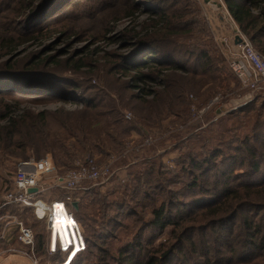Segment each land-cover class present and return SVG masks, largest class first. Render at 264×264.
Listing matches in <instances>:
<instances>
[{"label": "rangeland", "instance_id": "374dc122", "mask_svg": "<svg viewBox=\"0 0 264 264\" xmlns=\"http://www.w3.org/2000/svg\"><path fill=\"white\" fill-rule=\"evenodd\" d=\"M214 1L221 2L223 7H216ZM42 3H46L44 10L36 12ZM130 4L135 6L134 10ZM153 5L149 0H0V64L6 62L18 69L14 73L16 75L8 77L21 80L27 79L24 74L28 72L41 73L39 75L52 73L44 71L59 65L61 60H67L72 68L64 70L62 79L80 84L76 91L67 92L61 100L22 96L18 104L7 97L3 103L11 107L16 105L18 112L48 108L67 116L68 112L84 107L82 100L68 101L84 95L89 99V105L101 111L107 121L95 125L86 153L76 156L66 167L53 171L42 181L44 190L39 194L40 198L58 206L54 225L71 212L78 228L69 229L71 235L75 237L78 233L80 237L84 233L88 241V247L83 246L73 264H134L139 258L155 254L156 248H160L162 259H168L165 264H183V252L188 245L182 242L188 243L191 236L204 240L211 235L210 252L219 250L227 253L226 246H217L215 239L221 243L230 233H235L238 221H224L202 233L194 230H205V227L216 223V218L209 220V216L199 212L221 198L222 193L217 197L212 193L219 192L223 182L246 173V163L232 166L229 162L228 172L221 174L220 169L224 170L226 165L214 159L212 163L220 166L218 172L221 175L206 168L202 172L204 179L199 181L201 187L189 188L190 181L198 182L202 174L193 170L195 178L191 176L186 158L188 154L202 158L209 148L211 151L219 147L229 159L238 160L246 156L245 145L242 144L239 152L235 150L244 139L251 145L247 146L248 149L257 153L256 157L250 158L251 161H259L264 172V98L242 87L229 71L227 51L229 47L234 48V26L222 0H167L164 5H159L164 10H170L169 7L186 10L183 15L193 29L205 26L207 30L206 36L197 31L195 34L198 47H206L213 58L215 77L199 90L187 89L184 106H169L171 98L166 94L157 95L155 100L152 94L130 87L133 70L126 73L112 70L114 62H121L118 58L121 54L132 51V48L125 47L126 39L122 35L139 32L158 20L157 15L152 14ZM52 56L54 61L48 62ZM187 58L186 68L200 65L197 60ZM78 63L82 66L75 70L73 67ZM26 64L34 70L25 69ZM170 71L184 73L176 69L166 72ZM61 83L66 85L68 81ZM163 86L156 84L152 88L163 90ZM233 147L236 148L231 150ZM45 157L53 161L51 154ZM88 159L96 167L97 175L71 191L75 201L72 204L65 197L69 191L55 189L53 180L74 168L77 160L86 162ZM13 161L0 166L8 188L12 187L11 177L22 160ZM229 171L233 172L232 176ZM140 177L146 178V182H139ZM213 179L217 183L212 186L209 183L213 184ZM136 182L144 193L133 194ZM161 188L177 197L178 201L189 204L181 215L180 208L173 210V218L183 217L184 221L174 233L173 225L162 229L146 225L150 204L155 205L165 194ZM177 191H183L184 195L176 196ZM36 212V209L27 208L22 218L34 231L33 234L42 232L48 244V250L35 253L39 264H61L66 250L56 243L45 219L38 217ZM38 213L40 215L41 211ZM16 218L22 219L18 215ZM220 225L223 226L220 228ZM57 229L55 226L52 233L56 237ZM59 232L67 235L63 228ZM217 232L223 235L222 238ZM132 237H135L133 241L137 248L131 252L127 243ZM12 245L7 251H0V264H29L20 253L23 247L18 242ZM243 257L240 259L247 261ZM202 259L196 255L193 261ZM242 260L238 261L245 263Z\"/></svg>", "mask_w": 264, "mask_h": 264}, {"label": "trees", "instance_id": "16d2710c", "mask_svg": "<svg viewBox=\"0 0 264 264\" xmlns=\"http://www.w3.org/2000/svg\"><path fill=\"white\" fill-rule=\"evenodd\" d=\"M166 1L149 0V4H154L153 6L156 7L152 6L151 9L154 8L152 14L157 15L158 20L139 32H134V34L126 32L122 35V38L126 39L124 42L125 47L132 48V51L128 54H121L118 57L121 58V62H114L112 70H120L123 73L133 70L134 73L130 77V81H132L130 87L133 86L140 92L152 94L155 96V100L157 95L166 94L171 98L169 106H184L187 103L185 99L187 89L192 87L199 90L214 79L215 73L212 72L214 69L213 58L208 54L206 47H198V37L195 34L197 31L202 36H206V27L200 26L193 29L192 24L183 15L187 11L182 10V8L172 9L169 7L170 10L159 8V5H164ZM222 1L239 30L264 55V0ZM45 6L46 3H42L35 11L44 10ZM129 7L132 10L135 9L133 4H130ZM186 58L195 59L200 62V65L190 69L186 68ZM53 61V56L48 59V62L52 63ZM68 63L67 60H61L58 63L59 65L56 64L52 66L53 68L46 69L47 71L44 72H52L46 73L49 75L48 77H45L47 75L44 72H42L43 75L28 72L24 74L27 79L21 80L8 77L16 75L14 73L18 71L17 68L8 66L6 62L0 64V166L13 160L26 161L31 156L36 157L35 160H40L49 153L53 158L55 170L57 171L61 167H66L76 156L86 153L89 150V142L95 125L103 120L107 123L101 111L95 109L94 106H90L89 99L84 95L68 101L77 102L82 100L84 107L68 112L67 116H63L59 110L48 108L39 110L23 109L18 112L16 105L11 107L6 102L3 103L4 97H7L18 104L22 100V96H28V98L46 96L54 100H61L67 92L76 91L80 87L79 83L62 79L64 70L72 68ZM81 66L82 64L78 63L73 68L79 70ZM25 69L34 70L27 64ZM169 69L180 70L184 73L166 72ZM229 71L232 73L230 68ZM232 75L234 74L232 73ZM63 81H68V83H65L67 86L61 83ZM156 84H164L163 90L152 88ZM134 97L141 98L139 96ZM124 107H127V105H124ZM242 144L246 146L244 147L246 156L238 160L229 159L227 155L222 154L223 149H219V147H215L211 151L209 148L205 153L207 155L202 158L192 154H188L186 158V162L191 168L189 174L194 178L193 170H197L199 174H202L201 178H198V182L196 180L190 181L189 188L201 187L199 181L204 179L202 173L204 169L218 172L220 166L212 163L214 159L226 165L224 170L220 169L221 174L228 172L227 165H229V162L232 166L245 162L246 173L236 175L235 179L230 177L227 182H223L219 192L212 193L215 197L220 196V193H222V196L213 204L202 209L203 211L199 214L204 213V215L211 218L209 220L216 218V223L205 227V230H194L202 233L208 229L210 231V228L215 225L219 226L221 222L238 221L235 225L236 231L230 233V237L228 236L221 243H218V239H215L217 246H226L227 253H222L219 250L210 252L212 250L211 243L213 242L210 239L211 235L204 240L191 236L188 243L182 242V244L188 245L183 252V264H264V172L259 161H251L250 158L256 157L257 153L251 148L248 149L247 146L251 147V145H248L246 140L243 139L238 148L233 147L230 149L234 150L236 148L235 150L239 152ZM231 154L235 153H229V155ZM229 172L232 176L233 172ZM242 172L240 171V173ZM138 181L146 182V178L140 177ZM216 183V179H213V184H209L213 186ZM140 186L138 187V182L134 184L133 190L135 192L133 194L145 192L143 189H139ZM2 187L10 189L6 185V179L0 173V189ZM161 190L165 191L164 188H161ZM188 190L190 192V189L186 191ZM179 195L183 196V191H177L176 196ZM172 199L173 201H171ZM178 200L173 194L165 191V194L155 202V205L150 204V217L146 220V225L160 229L165 228L167 225H173L172 231L174 233L175 228L180 226L183 217L173 218V210L180 208L181 215L182 211L189 207V204ZM27 208L30 207L16 204L7 205L0 208V215L11 214L22 218L24 210ZM188 218L193 220L190 216ZM21 220L28 226L23 218ZM222 226L220 225V228ZM3 227L4 222L1 221L0 251H7L12 242H17V230L15 229L14 240L9 243L6 237L1 236ZM135 235L137 236L138 233ZM217 235L221 238L223 236L219 233ZM78 239L77 248L75 247L76 249L67 252L65 258H63L64 261L60 262L61 264H73L80 256L83 246L88 247V241L84 233ZM133 240H135V237H132V240L128 242L129 244L127 243V249H131V252L134 248H137L136 242ZM206 249L207 251H205ZM46 250H48V244L43 233H34V252L40 254ZM159 252L160 248H156L155 254L151 253L144 258H139L134 264H165L168 259H162ZM196 255L202 256L203 259L194 262V256ZM162 256H165V254L162 253ZM241 256H244L243 258L247 261L240 259Z\"/></svg>", "mask_w": 264, "mask_h": 264}, {"label": "built area", "instance_id": "2783aa9c", "mask_svg": "<svg viewBox=\"0 0 264 264\" xmlns=\"http://www.w3.org/2000/svg\"><path fill=\"white\" fill-rule=\"evenodd\" d=\"M228 16H230L228 14ZM233 27L232 41L234 48L228 49V66L240 85L251 93H255L264 98V55H262L252 44L250 39L235 26L234 20L229 17ZM236 37L238 42H236ZM92 160L86 162L77 160L74 168L68 169L61 176H55L52 186L55 189L69 191L66 194V200L75 204L72 198V190L80 188L86 180H90L97 175L96 167L90 164ZM55 171V166L51 158L44 157L40 160L29 159L19 161L16 172L11 177L12 187L0 189V208L16 204L36 209L37 216L45 219L48 231H54V222L58 218L57 207L52 203L44 202L39 194L44 190L42 181ZM31 187H36V192H28ZM78 188V189H79ZM40 198V199H39ZM38 209V210H37ZM41 210L39 215L38 211ZM71 230H77V225L73 221L72 213H66L63 216ZM4 222L2 237H5L9 224L14 225L17 230V242L23 247L20 253L30 260L31 264H39V260L34 252V234L29 226H26L21 219L15 215L1 214L0 222ZM51 233V236L53 235Z\"/></svg>", "mask_w": 264, "mask_h": 264}, {"label": "crops", "instance_id": "0c3cea01", "mask_svg": "<svg viewBox=\"0 0 264 264\" xmlns=\"http://www.w3.org/2000/svg\"><path fill=\"white\" fill-rule=\"evenodd\" d=\"M63 210V209H62ZM57 226V230H56V233H58L57 237L55 234L52 235V237H54L56 243H58V245H60L62 247V249H65L66 250V253L67 252H70L72 251V249H76L77 246H78V233H77V236H72L70 231H69V226L67 225V220L66 219H61V220H58L56 222V225ZM65 229V231L67 232V235L65 234H61L59 231H61V229ZM15 226L14 225H11L9 224L8 227H7V231L5 233V237L7 239V241L9 243H11V241L14 240V237H15ZM54 232V231H53ZM13 243V242H12ZM17 243V242H16ZM13 245L11 244L10 247H12ZM76 247V248H75ZM23 259H25L29 264L30 263V260L27 258V257H24L22 256Z\"/></svg>", "mask_w": 264, "mask_h": 264}, {"label": "water", "instance_id": "95a60500", "mask_svg": "<svg viewBox=\"0 0 264 264\" xmlns=\"http://www.w3.org/2000/svg\"><path fill=\"white\" fill-rule=\"evenodd\" d=\"M206 1H207V0H206ZM213 3H214V4L216 5V7H218V8L223 7V4H222L221 2L214 1ZM238 41H239V40H238V38L236 37V42H238ZM36 190H37L36 187H31V188L28 189V192H36Z\"/></svg>", "mask_w": 264, "mask_h": 264}, {"label": "snow or ice", "instance_id": "6c2138e0", "mask_svg": "<svg viewBox=\"0 0 264 264\" xmlns=\"http://www.w3.org/2000/svg\"><path fill=\"white\" fill-rule=\"evenodd\" d=\"M67 222H68L69 224H72V223H73V222H72V221H70V220H69V221H67Z\"/></svg>", "mask_w": 264, "mask_h": 264}, {"label": "bare ground", "instance_id": "6f19581e", "mask_svg": "<svg viewBox=\"0 0 264 264\" xmlns=\"http://www.w3.org/2000/svg\"><path fill=\"white\" fill-rule=\"evenodd\" d=\"M41 211V210H40Z\"/></svg>", "mask_w": 264, "mask_h": 264}]
</instances>
